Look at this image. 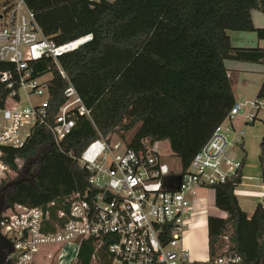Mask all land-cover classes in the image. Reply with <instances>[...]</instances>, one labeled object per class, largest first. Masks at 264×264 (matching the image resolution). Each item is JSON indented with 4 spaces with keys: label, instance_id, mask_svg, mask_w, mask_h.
<instances>
[{
    "label": "trees",
    "instance_id": "1",
    "mask_svg": "<svg viewBox=\"0 0 264 264\" xmlns=\"http://www.w3.org/2000/svg\"><path fill=\"white\" fill-rule=\"evenodd\" d=\"M12 1L0 3L8 6ZM24 2L44 35L57 44L92 36L59 58L91 120L77 116L71 133L58 144L47 126L40 125L22 147L4 149L3 161L19 174L16 159L28 161L46 148L33 183L15 186L7 193L6 203L47 210L53 222L59 212H68L66 199L86 189L88 172L77 158L99 134L120 133L126 147L134 149L143 140L167 141L183 172L235 103L224 61L264 64V47L233 48L228 36V31L255 32L264 40V28H255L251 19L253 10L263 11V0ZM73 9L83 13L86 22L62 25L63 12L74 14ZM48 66L41 63L37 71L46 73ZM6 67L0 64V69ZM51 71L48 91L52 115L62 101L66 81L54 67ZM256 99H264V80ZM129 132L132 135L127 138ZM259 147L263 169L264 133ZM244 163L245 157L242 166ZM241 169L211 188L214 206L226 217L207 218L208 255L214 257L229 247L243 264H264V208L258 203L251 215L240 208L234 192L241 184ZM63 222L61 219L59 225ZM93 252L92 240L82 241L74 264H111L105 253L93 262Z\"/></svg>",
    "mask_w": 264,
    "mask_h": 264
},
{
    "label": "built area",
    "instance_id": "2",
    "mask_svg": "<svg viewBox=\"0 0 264 264\" xmlns=\"http://www.w3.org/2000/svg\"><path fill=\"white\" fill-rule=\"evenodd\" d=\"M5 8L6 13L0 14V64L7 66L0 69V185L12 172L3 161L4 149L22 147L34 127L47 126L58 144L71 133L77 116L91 120L59 58L92 36L57 44L44 35L24 0H13ZM45 62L51 79L54 67L66 81L62 101L52 115L50 80L38 82L46 73L40 74L37 67ZM32 95L40 101L32 102ZM261 109L264 99H255L244 125L253 124ZM241 111L242 105L234 103L188 168L177 173L166 161L170 154L160 150L162 141L143 140L134 149L112 135L99 134L77 158L88 172L87 186L66 199L67 213L59 212L54 222L47 210L21 204L7 205L1 213L0 234L13 246L8 264H74L81 242L88 239L94 245L93 262L105 253L111 264H243L229 247L214 257L195 259L184 245L196 217L190 197L197 189L225 183L242 167V160L231 155L242 144L243 128L233 124ZM169 175H180L179 189L164 188ZM259 197L264 208V190ZM225 217V213L220 216Z\"/></svg>",
    "mask_w": 264,
    "mask_h": 264
},
{
    "label": "crops",
    "instance_id": "3",
    "mask_svg": "<svg viewBox=\"0 0 264 264\" xmlns=\"http://www.w3.org/2000/svg\"><path fill=\"white\" fill-rule=\"evenodd\" d=\"M264 1V0H263ZM251 19L253 22V25L257 29L264 28V7L263 11L260 10H253L251 12ZM228 36L230 40V44L233 48H263L264 47V40H261L258 38L257 34L255 32H239V31H228ZM224 66L228 71V75L231 80L232 84V90L235 98V103H240L242 105L243 109V102H239L240 98L239 93L243 91H240L239 82L242 84L250 82L256 75H261V81L264 80V64L262 63H249V62H241V61H235V60H225ZM260 82L258 86V91L260 88V85L262 84ZM257 91V94H258ZM256 94V96H257ZM238 95V96H237ZM253 102L245 103L246 106V113H243L240 116V123H236V117L239 116V113L233 121L234 127L236 129L243 128V125L245 124V117L247 113L250 110L251 104ZM257 119L261 121L262 125L264 124V119H261L259 117V114L257 115ZM252 138L251 139H259V146L261 143V139L264 133V125L256 124V121L252 124ZM241 149L244 151V157L245 159L248 158V152L246 147V141L243 139L242 144L239 145ZM260 155V149L259 154ZM251 164L245 163L242 166L241 169V184L235 189V196L238 200V204L240 208L247 214L251 215L256 207V205L260 202L259 193L260 191L264 190L262 187H264V164L263 169H260V171H256L254 168L251 170ZM203 188L197 189L195 192V195H198V203L205 204V203H211L214 208V212H219V215H211L210 212L196 209L195 210V216L194 217V225H192L187 233V235L184 237V245L191 253V256L195 259H203L208 255V240H207V218L209 216H216L220 217L223 213L219 211L214 206V192L213 190H206ZM199 224H202V226H198ZM205 229V231H204Z\"/></svg>",
    "mask_w": 264,
    "mask_h": 264
},
{
    "label": "rangeland",
    "instance_id": "4",
    "mask_svg": "<svg viewBox=\"0 0 264 264\" xmlns=\"http://www.w3.org/2000/svg\"><path fill=\"white\" fill-rule=\"evenodd\" d=\"M78 10H81L80 8ZM77 10V11H78ZM74 14H71V13H64L63 12V15H62V18H61V23L62 25H65V26H72L73 23H75L76 25H80V24H83L86 22V17L83 13H76V10H71ZM6 13V8L5 6L0 3V14L3 15ZM2 22V20H0V23ZM51 80V75L46 73L44 74L40 79H38V82H45V81H49ZM261 75H256L254 77V79H252L250 82L248 83H245V84H242L241 82H239V86H240V91H243L244 93L240 92L239 93V97L238 99L240 100L239 102H243V109L241 111V113L239 114L238 117H236V123H240V116L243 114V113H246L244 111H246V104L245 103H251V102H254V100L256 99V94H257V91H258V86L260 84L261 81ZM238 96V95H237ZM31 101L34 102V103H37L40 101L39 98H37L36 96L32 95L31 96ZM26 103V98L23 96L22 97V105H24ZM249 106V105H248ZM247 106V108H248ZM259 117H261V119H264V109H261L259 111ZM256 124L259 125H262L261 121H259V119L256 120ZM264 125V124H263ZM262 125V126H263ZM252 129L253 128V125L252 124H248V125H243V131H244V135H243V139L246 141V147H247V152H248V158L245 159V163H250L252 162V165H251V170H253L254 168L256 169V171H260V169H262V167L260 166V162H259V142L260 140L259 139H251L252 136ZM133 132V131H132ZM119 134L120 133H116V135H112V137L114 138H119ZM130 135H132L131 132L127 133L126 136L127 138L130 137ZM242 139V141H243ZM46 150V148H41L40 150H38L37 154L34 155L33 157H31L28 161H22V160H19L18 161V168H19V171L20 173L19 174H16L14 172H11V173H7L6 177H5V183L13 180V179H16L18 178L19 176L22 175V167L24 165H26V163H28L29 161H32V164L31 165H35L34 168L31 167V171L34 173L36 172L37 168H38V163H39V159L42 155V153ZM160 150L162 151V153H169L170 155L166 157V161L168 163V165L172 168V170L175 171V173H177L179 171V163L177 162V160L173 157V155L171 154V151H170V148H169V145H168V142L167 141H162L161 144H160ZM243 150L241 149V147L239 146H235L232 150H231V155L234 159H238V160H243V157H244V154H243ZM244 163V164H245ZM1 186V185H0ZM203 189H208V190H211V188H203ZM204 190V191H206ZM207 190V191H208ZM198 195H194L192 197H190V200H191V204L193 205V210L195 211L196 209H200V210H204V211H207V212H210L211 215H219V212L217 211H213L214 208H213V205L211 203H205V204H200L198 203ZM198 226H202V224H199ZM205 231V229H204Z\"/></svg>",
    "mask_w": 264,
    "mask_h": 264
},
{
    "label": "water",
    "instance_id": "5",
    "mask_svg": "<svg viewBox=\"0 0 264 264\" xmlns=\"http://www.w3.org/2000/svg\"><path fill=\"white\" fill-rule=\"evenodd\" d=\"M31 164L32 161L26 163V165L22 167V172L24 173L28 172ZM22 175L0 186V215L7 208L6 195L11 189H13L21 182L33 183L34 181L33 172L28 174V178L23 177ZM179 183H180V175H169L164 180L163 186L167 190L174 191L179 189ZM12 252H13L12 244L8 242L6 239H4L0 234V264H8L7 256Z\"/></svg>",
    "mask_w": 264,
    "mask_h": 264
},
{
    "label": "flooded vegetation",
    "instance_id": "6",
    "mask_svg": "<svg viewBox=\"0 0 264 264\" xmlns=\"http://www.w3.org/2000/svg\"><path fill=\"white\" fill-rule=\"evenodd\" d=\"M34 166H35V165H34ZM31 167H32V165L30 166L28 172H26V173L22 172V173H23V175H22L23 177H27V178H28V174H29V173H32V171H31L32 168H31Z\"/></svg>",
    "mask_w": 264,
    "mask_h": 264
}]
</instances>
